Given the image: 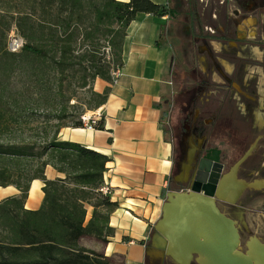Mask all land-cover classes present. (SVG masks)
<instances>
[{"label": "trees", "instance_id": "trees-1", "mask_svg": "<svg viewBox=\"0 0 264 264\" xmlns=\"http://www.w3.org/2000/svg\"><path fill=\"white\" fill-rule=\"evenodd\" d=\"M178 2L0 0V186L15 185L21 191L0 202V264H117L83 244L89 237L108 242L114 232L110 215L117 203L99 191L109 157L80 143L58 139L60 128L69 119L76 126L85 125L81 119L84 111L69 112L65 81L76 66L85 71L83 85L89 77L111 81L112 63H123L127 28L139 13L168 15L170 25L168 29L162 25L159 41L170 40L180 57L182 48L173 35L187 21ZM12 30L24 41L17 52L8 48ZM102 40L104 55L99 56ZM79 41L88 47L76 53ZM107 47L112 61H106ZM16 74L24 78L21 90L10 88ZM108 93V89L91 91L96 107L105 103ZM42 117L45 126L36 131L32 124ZM52 120L55 124L48 123ZM93 127L103 125L99 120ZM27 130L34 132L26 136ZM223 150L229 169L243 154L242 150ZM48 164L65 176L47 179ZM36 178L44 180L45 196L39 209L30 210L25 201ZM87 204L94 207L88 221Z\"/></svg>", "mask_w": 264, "mask_h": 264}, {"label": "crops", "instance_id": "crops-1", "mask_svg": "<svg viewBox=\"0 0 264 264\" xmlns=\"http://www.w3.org/2000/svg\"><path fill=\"white\" fill-rule=\"evenodd\" d=\"M153 1L158 4L169 3V0ZM177 1L178 9L184 13L187 21L184 29L173 35L179 49L186 47L185 37L187 41L194 38V46L206 37L212 39L213 45H221L223 41L216 38L231 37L235 31L240 37L254 36L258 28L264 31L263 24H260L264 19V0ZM170 22L168 15L159 17L151 13H139L127 28L122 49L124 72L119 81L113 84L110 80L97 77L92 83L95 92L103 93L108 89L109 93L104 104L83 113L99 114L103 127L76 126L71 121L61 127L58 133L59 140L80 143L109 157L103 184L109 185L111 192L108 196L117 203L110 215V226L114 232L108 237L107 243L89 237L83 240V244L105 253L117 264H178L175 262L176 256L169 253L172 244L170 239L164 233H157L171 194L189 190L186 184L191 179V172L179 176L187 156H180L176 138L179 127L175 125L171 135L166 128L165 115L174 90V75L182 77L183 73L181 56L176 57L171 41H159L162 25L165 24L168 29ZM231 44L236 42L231 40ZM175 60L180 67H175ZM227 115L234 116L231 113ZM245 117L243 114L239 116L243 122L247 120ZM258 120L263 123L260 113ZM190 141V144L194 143L192 136ZM255 148L252 146L249 149L236 174L238 178L252 185L258 182L260 186H245L234 202H228L231 205L240 203L241 210L234 211V207H229L231 212L225 210L236 221L238 228L248 233L253 230L250 218L254 215V202L259 206L258 226L264 227V176L251 178L238 174L241 169L244 170L243 164ZM45 176L54 180L65 174L48 164ZM44 185L41 178L31 181L25 201L27 209L41 207L45 196ZM246 190V198L243 199ZM20 194L21 191L15 185L0 186V202ZM255 195L256 201L250 202L249 199ZM172 196L175 206H183V203H178L181 201L178 197L175 202L176 195ZM86 208L88 221L94 207L87 204ZM171 215L176 219L178 213L174 210ZM178 238L176 243L180 241ZM181 243L180 253L189 246V243ZM196 258L191 261L194 262ZM193 262L190 264H195Z\"/></svg>", "mask_w": 264, "mask_h": 264}, {"label": "flooded vegetation", "instance_id": "flooded-vegetation-1", "mask_svg": "<svg viewBox=\"0 0 264 264\" xmlns=\"http://www.w3.org/2000/svg\"><path fill=\"white\" fill-rule=\"evenodd\" d=\"M260 24L264 26V19ZM193 39L190 38L180 57L181 79L186 85L177 98L180 127L176 138L180 156L193 148L192 136L196 146L195 165L207 154L215 156L219 150L225 173L228 159L223 149L233 153L242 150L244 157L257 141L259 147L246 158L244 170L238 174L264 176V31L258 28L252 37H240L235 31L231 37L216 38L223 41L221 45H213L212 39L206 37L194 46ZM231 40L236 44L232 45ZM189 58L193 65L187 68ZM191 80L194 86H187ZM259 113L263 123L258 120ZM241 114L246 116L244 122L239 118ZM195 172L196 167L186 187L199 186ZM256 199L255 195L249 201ZM242 241L245 243L246 239Z\"/></svg>", "mask_w": 264, "mask_h": 264}, {"label": "bare ground", "instance_id": "bare-ground-1", "mask_svg": "<svg viewBox=\"0 0 264 264\" xmlns=\"http://www.w3.org/2000/svg\"><path fill=\"white\" fill-rule=\"evenodd\" d=\"M231 183L233 184L232 186H230ZM245 186H251V183L238 178L236 168H234L221 181L218 194L227 202H234ZM252 186H260V183L256 182ZM172 195H176L175 202L178 201V197L182 201L178 203H183V206L180 204L175 206L174 196ZM171 196L166 204L165 216L159 225V232L166 234V237L170 239L172 244L169 246V253L172 252L176 256V262L188 264L195 250L200 252L198 253V259L203 264H209L211 256L213 260H221L225 256L227 244L235 240L230 225L213 206L211 202L213 199L205 198L194 192L189 194L175 193L171 194ZM174 210L178 213L176 219H173L171 215ZM173 216L175 215L173 214ZM172 223L175 225L170 226ZM176 238L180 239L178 243L175 242ZM181 242L189 243V246H186L182 253L179 252L182 249ZM248 245L250 247L249 254V250L247 253L244 252L245 254L239 250H236L235 253L247 256L255 264H264V244L255 238L251 239Z\"/></svg>", "mask_w": 264, "mask_h": 264}, {"label": "rangeland", "instance_id": "rangeland-1", "mask_svg": "<svg viewBox=\"0 0 264 264\" xmlns=\"http://www.w3.org/2000/svg\"><path fill=\"white\" fill-rule=\"evenodd\" d=\"M13 32L18 35L16 30H12L10 32V34H12ZM163 40L168 41L166 39H163ZM186 41H187V38L185 37V45H186V47H188V45L190 43H189V41H187V42ZM87 45L88 44L83 45L79 41L77 44L76 53L83 52L88 47ZM104 47H105V43H104V40H102L99 56L104 55L102 52L104 50ZM106 61H109V60L106 59ZM110 61H112V60H110ZM194 63H195V61H194ZM174 64H175V67H180V64L176 60L174 61ZM192 65H193V63L191 61V58H189L188 62L186 63V66L188 68V67H191ZM194 67L197 68V66H195V65H194ZM84 75H85L84 69L81 68L80 66H76L75 69L70 72V76L65 81V92H66L67 96L70 97L68 104L71 106L68 109H69V112H72L73 114H77L80 111L83 112V111H87L89 109H92L96 104V101L92 98V95H91V91L93 90V87H92L93 79H91V77H89L88 78V84L83 85ZM174 76H175L174 77V90H173L172 96H170L171 102H170L168 109H167L168 113L165 115L166 128H167L168 132L170 133V135L173 134L172 132H173V129L175 130V128H174L175 125H177L176 128L180 127V120H179L180 119V112L178 109L176 99H177V97H178V95L182 89V86L185 85L184 84L185 82L182 81L183 79H181V77H179V76L177 77L176 75H174ZM23 81H24V78L20 74L14 75L10 80V88L15 89V90H21ZM187 86H194V82L191 80L190 83L187 84ZM69 121L71 122V119H69ZM49 122H50V124H55L54 120L48 121V123ZM45 123H46V120H44V117H42V118H40L39 121L34 122L32 125L37 126L36 131H41L42 128H44ZM33 132L34 131L27 130L25 135L28 136ZM2 140L5 141L6 138L3 137ZM252 146H258L259 147V142H256V144H252ZM227 169H229L228 164L226 165V170ZM255 177L256 176H251V178H255ZM251 186H252V183H251ZM215 199H216V203H217L218 207L225 214H226V211H225L226 209L230 210V212H231V209H229V207H232V209L234 207V211L235 210H237V211L241 210V204L240 203L239 204L237 203L235 205L233 204L234 205L233 206V205L229 204L227 201L220 200L217 198H215ZM258 208H259V206H258L257 202H254L253 203L254 215H252L250 218L253 230H250L251 232L248 233L245 231V229L242 230L239 228V231L241 234V240H243V238L246 239L245 243H243V241H242L241 246H240L241 247L240 249L244 252H246V250H247L246 243L250 238L249 236L257 235L258 237L264 238V229H263L264 227L258 226V220H257ZM252 239H255V238H252ZM261 240L263 241V239H261ZM249 253H250V247H249L248 254ZM193 263L198 264L196 262V260H194Z\"/></svg>", "mask_w": 264, "mask_h": 264}, {"label": "water", "instance_id": "water-1", "mask_svg": "<svg viewBox=\"0 0 264 264\" xmlns=\"http://www.w3.org/2000/svg\"><path fill=\"white\" fill-rule=\"evenodd\" d=\"M192 147L193 148L188 152V154L186 156L185 162L182 163L183 171L179 174V176L180 177L185 176L186 172H191L192 169H194L196 167L195 179H196V183H198L199 186L190 187L189 190H187L188 192L187 191L173 192V194H175V193L189 194L191 192H194V193H197V194H199L205 198L213 199V200H211V202L213 203V206L216 208L217 212L222 215L223 219L230 225L232 232H233V237L235 240V241H232V242L227 244V250L225 252V256L222 257L221 260H219V261L213 260V258L211 256V259L209 260V262H210L209 264H255L252 260L247 258V256L239 255V254L235 253L236 250H239L242 253H244V251H242L240 249L242 240H241V234H240L239 228L237 227L236 221L234 219L230 218L229 216H227L225 213H223L220 210V208L218 207V205L216 203V199H215V198H217L220 200H224L218 194L220 183L227 174H229L230 172L233 171L234 168H236V172H237L239 165L242 163L243 159L245 158V156L247 154L244 157H242L239 161H237V163H235L230 168V170L228 172L223 173L224 164L220 162V151L219 150H217L215 156H210L209 154H207V156L203 157L195 165V152H196L195 148H196V146H195V143H193V142H192ZM224 201H226V200H224ZM164 216H165V213L163 215L162 220L164 219ZM162 220L158 224L157 233L159 232V225L162 222ZM252 238H256L259 242L264 244V242L257 235H253L250 237V239L246 243L247 250L245 253H247L249 250L248 243ZM164 247L167 248V246H164ZM165 252H166V250H165ZM198 253H200L198 250L193 251L192 259L194 257H197L196 262L198 264H203L198 259V256H199ZM263 255H264V253H263ZM191 262H193V261H190L188 264H190ZM263 262H264V258H263ZM176 263H178V262H176ZM178 264H180V263H178Z\"/></svg>", "mask_w": 264, "mask_h": 264}, {"label": "built area", "instance_id": "built-area-1", "mask_svg": "<svg viewBox=\"0 0 264 264\" xmlns=\"http://www.w3.org/2000/svg\"><path fill=\"white\" fill-rule=\"evenodd\" d=\"M23 43H24L23 39L19 37L17 34H15L14 32L10 34L9 45H8L9 50L13 52H17L21 49V47L23 46ZM106 54H107L106 58L109 61L112 60L110 47L106 48ZM123 72H124L123 63L121 64L112 63L111 82L113 84H116L119 81L120 77L123 75ZM98 116L99 114L89 115L87 113H83L81 115V119L86 126L93 127V125L96 124L100 120ZM99 191L102 192L104 195H108L111 192V188L109 187V185L104 183L100 186Z\"/></svg>", "mask_w": 264, "mask_h": 264}]
</instances>
